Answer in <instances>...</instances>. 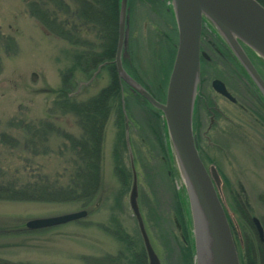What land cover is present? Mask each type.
Segmentation results:
<instances>
[{"label":"rangeland","instance_id":"1","mask_svg":"<svg viewBox=\"0 0 264 264\" xmlns=\"http://www.w3.org/2000/svg\"><path fill=\"white\" fill-rule=\"evenodd\" d=\"M1 36L13 39L15 44L0 39V134L19 136V131L11 128L13 121L25 120L35 126L50 122L58 133L50 136L49 157L30 160L32 175H37L38 166L51 174V180L56 172L65 175L71 162L68 152L60 154L67 146L61 133L80 136L81 131L74 116L53 117L48 112L54 93L61 86L60 72L72 66L74 49L47 34L30 16L23 0H0ZM213 37H206L207 44L226 43L217 32ZM177 47L178 29L172 0H128L123 66L161 102L166 99ZM205 52L210 61L203 64L206 76L202 79L200 68L194 106L197 113L193 114V122L196 120L199 126L193 127L198 151L203 163L207 167L215 165L225 178L221 197L228 218L236 224V233L234 229L233 233L241 264L254 263L259 257L264 264L258 233L253 223L250 225L247 221L257 217L264 222V122L257 116L256 104L257 97L261 96L228 55H218L211 45ZM102 67L92 81L77 72L73 97L86 101L107 86L109 74ZM215 80L227 85L236 104L213 89ZM125 85L123 128L125 136L129 135L138 174L140 208L153 247L162 264H186L192 245L189 260L197 264L191 199L165 117L157 108L162 114L150 112L145 98ZM202 98L215 103L231 121L219 116L222 118H216L218 122L207 133L210 114L202 109ZM105 131L103 187L91 208L0 200V264H107L108 257L115 258L126 252L111 231L114 219L127 234L138 239L139 250L144 247L129 205L132 170L127 141L124 147L117 141L120 130L115 114L110 116ZM116 146L131 173L126 192L115 173ZM0 158L6 166H19L16 151L0 147ZM81 210L87 211L85 218L65 225L40 230L26 227L33 219Z\"/></svg>","mask_w":264,"mask_h":264},{"label":"trees","instance_id":"2","mask_svg":"<svg viewBox=\"0 0 264 264\" xmlns=\"http://www.w3.org/2000/svg\"><path fill=\"white\" fill-rule=\"evenodd\" d=\"M28 12L49 35L69 44L72 52V66L60 72L61 86L54 93L55 99L49 109L50 116L72 115L77 119L80 136L61 133L66 140L70 154L71 168L66 174H51L38 166L32 175V159L49 157L50 136L58 130L50 122L39 126L19 120L11 123V128L19 131V136L0 134V147L16 151L19 166L11 168L2 164L0 158V200L14 202H45L58 204H77L82 209L92 207L103 187L102 165L105 129L112 114L116 115L120 130L118 143L126 145L124 132L123 92L125 83L119 78L115 58L119 40V14L121 0H23ZM264 6V0H257ZM2 42L15 44L9 37L0 38ZM125 65V63H124ZM109 74V83L96 95L86 101L73 97L77 85V72L92 78L101 67ZM2 64L0 62V74ZM144 100V99H143ZM150 112L159 110L146 100ZM115 173L126 192L131 173L121 158L118 147L114 149ZM31 160V161H30ZM248 223L251 221L247 218ZM111 230L117 241L125 246L127 254L107 258V264H148L144 247L137 248L138 239L131 237L114 219ZM231 227L234 224L230 221ZM264 227V222L262 223ZM252 239H250L251 241ZM190 262L192 245L188 249ZM100 264V263H99Z\"/></svg>","mask_w":264,"mask_h":264},{"label":"water","instance_id":"3","mask_svg":"<svg viewBox=\"0 0 264 264\" xmlns=\"http://www.w3.org/2000/svg\"><path fill=\"white\" fill-rule=\"evenodd\" d=\"M172 2L178 29V47L165 102L156 100L123 66L128 0H121L120 4L119 40L115 58L117 73L129 87L162 111L186 181L192 211L196 207L210 228L217 258L215 264H240L221 197L222 181L217 168L211 165L207 169L200 157L197 138L193 131V114L200 80V42L204 20L216 28L264 97V81L241 46V43L244 44L264 60V6L257 0H172ZM99 70L100 68L91 81ZM213 89L232 102L235 101L221 80L213 81ZM126 141L132 170L129 205L138 224L148 264H162L153 247L141 212L138 174L127 133ZM86 216L87 211L81 210L61 216L33 219L27 222L26 227L29 230L51 228ZM252 222L260 240L264 241V229L260 220L253 217ZM195 243L197 249L196 238ZM196 260L197 264H209L206 256H198V249Z\"/></svg>","mask_w":264,"mask_h":264},{"label":"flooded vegetation","instance_id":"4","mask_svg":"<svg viewBox=\"0 0 264 264\" xmlns=\"http://www.w3.org/2000/svg\"><path fill=\"white\" fill-rule=\"evenodd\" d=\"M215 34H216V31L211 26V24L205 22V26L203 25V29H202V36H201V43H200V51H201V61H200L201 62L200 63V65H201V79L204 76H206L205 74H203V71H202L203 64H204V62H209L210 61L209 57L207 56V54L205 52V49H207V46H210V45L217 50L218 55H221V56L228 55L239 66V67L237 66V68L240 71H243L244 74L247 75V77L250 79V77L248 76L247 72L245 71L243 66L240 64V62L238 61L236 56L233 54V52L229 48V46L226 45V43H223L222 41H220V42H217V44H212V43H210V45L207 44L206 37L214 38L213 36ZM241 45L243 47V50L245 51V53L247 54V56L249 57V59L253 63L254 67L256 68L257 72L259 73V75L261 76V78L264 81V60H262L260 58H256L257 56L250 49L245 47L243 44H241ZM251 82L254 84V82L252 80H251ZM225 86H226L227 91L230 93V91L228 90L226 84H225ZM254 87L257 90L256 93L258 95L260 94V96L262 97V94H261L260 90L258 89V87L255 84H254ZM220 96H222V95H220ZM232 97L234 98L235 101L234 102H232L231 100L230 101L232 103L236 104L237 103L236 98L233 95H232ZM261 97H257V99H256V101L259 102V103H256V104H258V108L257 107L256 108H257V111H259L258 112L259 114H257V116H259L260 119H262L263 122H264V99H262ZM223 98H225V97H223ZM225 99H227V98H225ZM201 105H202V109L206 110V113L210 114V121H209V126H208V129H207V133H208V132L213 130V128L215 127V124L218 122V120L216 118H218L219 116H222V117H226V116L217 109L216 104L213 103L211 100H208V99L206 100V98L205 99L202 98L201 99ZM254 105H255V103H254ZM196 109L197 108H195V113H194L195 116H196V113H197ZM222 117H219V118H222ZM226 118L229 119L228 117H226ZM195 123H196V120L193 122V127L195 126L196 128H199L198 124L196 125ZM218 172H219V175H220V178H221V181H222V185H223V183H225V178L222 176V174H221V172L219 170H218ZM255 230H256V228H255ZM258 238H259V235H258ZM234 240H235V237H234ZM238 240H240V239L238 238ZM235 244H236V242H235ZM244 245H245V242H244ZM244 245H241V247H244ZM253 245H255V243ZM259 245L261 247L260 248V251H261L260 253L264 254V241H261L260 238H259ZM245 248H246V245H245ZM236 249H237V254H238L237 245H236ZM238 257H239V254H238ZM261 258L260 257L259 258H255L254 259V263L252 262L250 264H259V262L257 263V261H260L261 262L260 264H263ZM239 260H240V257H239ZM240 264H241V261H240Z\"/></svg>","mask_w":264,"mask_h":264},{"label":"bare ground","instance_id":"5","mask_svg":"<svg viewBox=\"0 0 264 264\" xmlns=\"http://www.w3.org/2000/svg\"><path fill=\"white\" fill-rule=\"evenodd\" d=\"M194 213V235L197 242L198 256H206L209 264L216 263L215 249L213 246L210 228L196 207L193 208Z\"/></svg>","mask_w":264,"mask_h":264}]
</instances>
